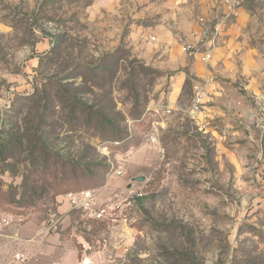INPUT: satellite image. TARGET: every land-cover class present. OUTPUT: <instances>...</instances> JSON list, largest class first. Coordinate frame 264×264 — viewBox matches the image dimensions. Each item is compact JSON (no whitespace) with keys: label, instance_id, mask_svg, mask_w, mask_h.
I'll return each mask as SVG.
<instances>
[{"label":"rangeland","instance_id":"1","mask_svg":"<svg viewBox=\"0 0 264 264\" xmlns=\"http://www.w3.org/2000/svg\"><path fill=\"white\" fill-rule=\"evenodd\" d=\"M148 143L129 188L110 161ZM84 188L117 221L63 217ZM27 223L105 264H264V0H0V264Z\"/></svg>","mask_w":264,"mask_h":264},{"label":"crops","instance_id":"2","mask_svg":"<svg viewBox=\"0 0 264 264\" xmlns=\"http://www.w3.org/2000/svg\"><path fill=\"white\" fill-rule=\"evenodd\" d=\"M175 92L176 94L179 93V88ZM170 101L168 103H175L172 100ZM156 153V150L152 148V144L149 143L130 152L124 163L119 165L124 169L126 164L124 174L119 177V180L126 182V186L128 187L131 178L140 174L143 169L148 170L156 167L157 162L153 158V156H156ZM67 202L66 199V203L63 206V217L68 216V211L71 209L69 202ZM97 204H100V199H97ZM28 227L29 224L27 223L14 228L15 239L22 244L24 243L26 247V252H18L24 256V261L21 262L15 258L12 260L15 264H84L83 260L86 264H105L102 257V250L93 253H84L81 257L79 256V252L74 250L70 257H66L63 247H57L53 250L52 248L45 247L46 243L40 246V230L30 233L31 228L29 230ZM3 235L7 236V230H4ZM51 252L55 256L54 260L51 258L52 255L49 256Z\"/></svg>","mask_w":264,"mask_h":264},{"label":"built area","instance_id":"3","mask_svg":"<svg viewBox=\"0 0 264 264\" xmlns=\"http://www.w3.org/2000/svg\"><path fill=\"white\" fill-rule=\"evenodd\" d=\"M218 31V30H217ZM210 53H206L204 55V59L210 58ZM195 95L192 99L191 103V110L192 112H197L200 107L203 104V98H204V92H205V85L204 84H197L195 86ZM153 111V112H152ZM173 111V108L170 106V104L166 101L161 102H155L150 104L147 107V112L158 114L159 116H163L166 114H169ZM153 140H156L154 137H152ZM111 163V172H114L115 175L121 176L124 174V169L122 167L115 168L113 165V162ZM109 176V174H108ZM98 192L95 189H84L81 191H69L65 194V198L69 202L72 209H79L83 211L85 217L88 219L89 226L88 230L92 229V221L93 222H115L117 221V217L114 215V206L112 203H106V204H97V198ZM98 244L101 246L107 245L106 239H99ZM89 248L91 246L89 245ZM16 259L23 262L24 256L21 253H16ZM83 263L86 264V262L83 260Z\"/></svg>","mask_w":264,"mask_h":264},{"label":"water","instance_id":"4","mask_svg":"<svg viewBox=\"0 0 264 264\" xmlns=\"http://www.w3.org/2000/svg\"><path fill=\"white\" fill-rule=\"evenodd\" d=\"M144 180H145V176H140V175H136V176L131 178V181H140V182H142ZM128 187L129 188L132 187V183L131 182L129 183Z\"/></svg>","mask_w":264,"mask_h":264},{"label":"trees","instance_id":"5","mask_svg":"<svg viewBox=\"0 0 264 264\" xmlns=\"http://www.w3.org/2000/svg\"><path fill=\"white\" fill-rule=\"evenodd\" d=\"M77 103V101L75 102V104ZM85 107H87V106H85ZM76 110V107L74 106V111ZM107 119V118H106ZM84 189H96V188H84ZM84 189H80V190H69V191H81V190H84ZM69 191H67V192H69ZM66 192V193H67Z\"/></svg>","mask_w":264,"mask_h":264}]
</instances>
